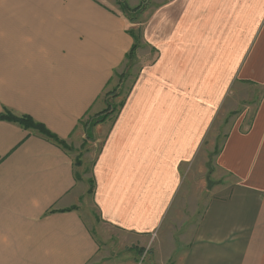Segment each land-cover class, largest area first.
<instances>
[{"label": "crops", "instance_id": "crops-1", "mask_svg": "<svg viewBox=\"0 0 264 264\" xmlns=\"http://www.w3.org/2000/svg\"><path fill=\"white\" fill-rule=\"evenodd\" d=\"M116 5L0 0V115L31 116L66 146L86 138L82 122L104 106L136 40L158 53L117 118L98 128L92 196L100 225L86 213L76 155L0 120V264H106L108 227L147 248L183 204L185 171L230 85H264V0H167L139 34ZM248 53L260 54L255 71L251 57L241 68ZM245 120L217 156L225 178L174 264H264V94Z\"/></svg>", "mask_w": 264, "mask_h": 264}, {"label": "rangeland", "instance_id": "rangeland-1", "mask_svg": "<svg viewBox=\"0 0 264 264\" xmlns=\"http://www.w3.org/2000/svg\"><path fill=\"white\" fill-rule=\"evenodd\" d=\"M116 8L122 10L128 19L129 28L139 34L147 15L153 7L167 0H115ZM260 54H246L243 65L251 57V71H255ZM264 56V54H263ZM158 53L154 48L141 45L131 55L117 72L114 83L102 94L104 104L100 110L86 116L82 128L86 132L83 141L73 142L67 148L74 153L75 160L82 167V179L86 182L85 198L86 213L91 217L92 224L100 225L99 215L93 203L94 180L93 165L102 145L104 134L100 132V125L113 122L125 106L136 82L145 66L157 60ZM264 80L262 74L259 80ZM264 94V85L254 80H236L230 85L225 99L220 102L216 115L210 122V127L202 140L198 154L188 165L183 193V204L175 210L166 221V228L162 229L152 244L143 247V243H136L131 235L112 227H108L106 236V264H126L132 259L135 264H174L178 252L184 247V238L190 234L191 227L197 216L209 199L210 190L221 182L222 171L216 166L217 156L227 139L237 119L246 114L244 124H249L255 112L260 97ZM247 128V126H245ZM184 172V173H185ZM224 175V174H223ZM183 195V196H184ZM87 214V217L90 216ZM94 219V220H93ZM171 225V226H170ZM156 235V236H157ZM156 240V241H155ZM131 258V259H130Z\"/></svg>", "mask_w": 264, "mask_h": 264}, {"label": "trees", "instance_id": "trees-1", "mask_svg": "<svg viewBox=\"0 0 264 264\" xmlns=\"http://www.w3.org/2000/svg\"><path fill=\"white\" fill-rule=\"evenodd\" d=\"M138 42L139 40H136V44H134L131 52L128 54L127 59L134 54V52L138 48ZM0 120H7L11 122H17L19 123L23 128L25 129H32L40 132L42 135L47 137L48 139L58 143L59 145H62L64 147L66 146L65 141L59 139L56 135H54L44 124L37 122L34 120L31 116L28 115H22L17 116L10 112L9 110H6L4 113L0 115Z\"/></svg>", "mask_w": 264, "mask_h": 264}]
</instances>
